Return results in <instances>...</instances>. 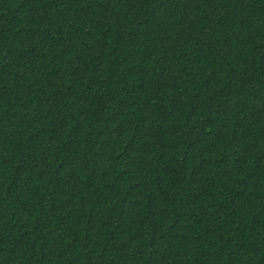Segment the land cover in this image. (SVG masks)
<instances>
[{"label":"trees","instance_id":"obj_1","mask_svg":"<svg viewBox=\"0 0 264 264\" xmlns=\"http://www.w3.org/2000/svg\"><path fill=\"white\" fill-rule=\"evenodd\" d=\"M0 264H264V0H0Z\"/></svg>","mask_w":264,"mask_h":264}]
</instances>
